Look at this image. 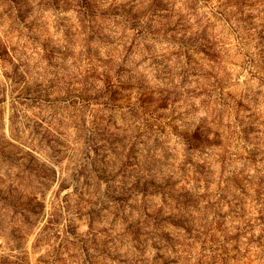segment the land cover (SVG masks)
I'll return each mask as SVG.
<instances>
[{
  "label": "rangeland",
  "instance_id": "374dc122",
  "mask_svg": "<svg viewBox=\"0 0 264 264\" xmlns=\"http://www.w3.org/2000/svg\"><path fill=\"white\" fill-rule=\"evenodd\" d=\"M0 264H264V0H0Z\"/></svg>",
  "mask_w": 264,
  "mask_h": 264
}]
</instances>
